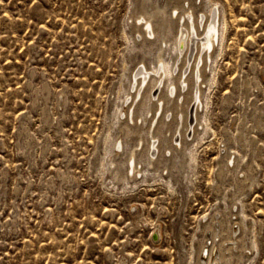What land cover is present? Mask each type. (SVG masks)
Masks as SVG:
<instances>
[{"label":"rangeland","instance_id":"374dc122","mask_svg":"<svg viewBox=\"0 0 264 264\" xmlns=\"http://www.w3.org/2000/svg\"><path fill=\"white\" fill-rule=\"evenodd\" d=\"M144 6L153 37L135 19ZM183 9L202 25L216 13L218 27L190 127L172 101L150 122L155 99L140 111L133 98L160 50L175 68ZM152 78L143 93L163 97L168 83ZM213 214L237 226L242 264H264V0H0V264H197ZM216 251L208 264H220Z\"/></svg>","mask_w":264,"mask_h":264},{"label":"bare ground","instance_id":"6f19581e","mask_svg":"<svg viewBox=\"0 0 264 264\" xmlns=\"http://www.w3.org/2000/svg\"><path fill=\"white\" fill-rule=\"evenodd\" d=\"M159 12H160V10H159ZM157 13H158V10H157ZM154 14H155V12H154ZM154 14H153V16H154ZM151 16H152L151 11L150 12L147 11L145 6H144V8L142 7L139 10L135 19L137 20V24H139V23L143 24L142 25L143 31L146 34H148L149 36L153 37L154 31H153V27H152V24L150 21ZM153 16H152V19H153ZM200 16H201V19L199 21L198 16H194V14L191 10L183 9L181 11L180 18L182 19V21L176 23L175 42H173L174 44L172 43L174 45V49L176 51V53H175L176 58H178L176 60V63L174 64L175 68H169L168 67L169 62H167L163 59V57L161 56V54L163 52L161 53V50H160L158 52V55H157V64L155 66L153 65L154 67H152V69L148 70L143 65L144 70L142 69L143 71L139 70L138 72H136L137 74H140V76H136L134 78L135 87H134V97L133 98L140 100V105H139L140 111L147 108L146 105H147V101L149 100V98L155 99V101L149 107L150 110H153V113L151 114L152 117L149 119L150 122H155L156 120H158V117L160 115H162V113L164 112V101H165V99L170 100L176 106L177 105L179 106L178 110L175 109L178 114L176 115V118L175 117L174 118L177 119V123L181 124V126L182 125H189V127H190L191 123L193 121L197 120V112H198V109L201 105V87L202 86L200 85V82H201L200 79H201L202 74H203V73H201V68L204 69V64H202L203 67H200V65L202 62L203 63L205 62V61H203L204 56H205L206 60H208L207 58H209V60H210L211 51L214 48L215 42L217 41V35H218V27H217V21H216L217 14L213 13V18L206 23L203 22V25H202V21L204 20V14H201ZM198 22H200V25L203 26V30L200 33V34H202V36H199V34H198L199 32L197 31ZM193 45H195L194 50H196V53L193 55V58H192L193 60H190L191 58L189 56L187 58V53L190 52V47L192 48ZM180 61H181V66L184 64H187V66H188L187 68L189 69V73H190L189 76H187L186 73L180 69L181 68V66H179ZM176 69H180L178 76L176 78H174L173 80H169V83H168L167 82L168 79H166V76L168 74H173ZM184 70H185V68H184ZM151 73H153L152 76H151ZM151 77H153L152 78L153 81H151L153 83H152L150 88H152L153 86H156L157 89H160L162 84H166V82L168 83L167 91L165 92L163 97H160V94L151 93V90L147 91V92L145 91V93H143L144 88L150 82ZM188 84L190 85L191 88L188 87ZM186 88L190 89V91H189L190 92V101L192 103L191 104V111H190L191 115L189 118L190 119L189 123L187 122L188 118L184 117L183 111H182V105H183V101H184L183 98L185 95L183 93L181 95L179 92V94L181 95V97H179V94H177L178 89L185 90ZM39 91L43 92L44 94L43 93L42 94L45 95V97H47L49 89H47V87L44 85L41 88V90H39ZM131 96H133V94ZM133 98H131V99L133 100ZM65 100L66 99L62 98V99H60V101L58 103H60V105H64ZM131 108H133V107H131ZM137 108H136V110H137ZM167 111H168V109H167ZM132 112H133V109L130 111L129 116H132ZM192 112H193V117H192ZM139 114H140V112H139ZM126 115H127V112H126ZM148 126H149V124H148ZM149 128H150V126H149ZM180 130L178 131V137L176 138V140H178V141L181 140V139L179 140L178 138L182 137ZM191 130H194L193 127H191ZM136 133H138V132H136ZM136 133H135V135H138ZM155 137H157V136H154L153 133L150 134V138H152V141L149 142V145L151 144L150 146L152 148V152H151L152 154L156 151V148H157L156 147V141L158 139H156ZM138 139L139 140L141 139L140 135L138 136ZM150 146L148 147L149 151H150ZM174 147H175V145H174ZM176 151H177V148H176ZM179 151H181V150H179ZM130 159H131V165H128L127 168L131 169L132 175L135 176V173L136 174L139 173L140 170L136 169L137 166H135L136 160H134V150L130 153ZM233 161L234 160H232V162ZM147 163H148V161H147ZM227 163H228V161H227ZM149 164H150V162H149ZM218 170H220L218 173V175H220L221 169H218ZM228 172H229L228 174L232 177L231 179L235 181V178H233L232 170H228ZM226 173H227V171H226ZM65 177H67V176H65ZM217 177L219 178V176H217ZM247 178H248L247 176H243V178L240 180L238 178V180H239L238 184L240 185V187H243L246 185V183H247L246 181L248 180ZM218 215L213 214L212 217L208 216L209 217V219L207 218L208 222L202 228L200 227L201 228L200 229V237L196 242V263L197 264H208V263H210L212 255L216 254L217 253L216 250H218L219 253H218L217 258H218L220 264H224L222 262L224 251H227L229 258H231V260H232L231 263L242 264V261H244V259L247 258V254L242 252L245 249V247L241 243L242 242V237H241L242 235L240 236L238 234V231L235 229L237 227L236 225H235L236 227L233 228L234 223H231L232 226L229 225L231 220L230 221H228V220L230 218L228 220H226L225 218L220 219V218H218ZM203 216H205V215H203ZM161 236H162V233H161L160 225L158 223L157 224L155 223V225L153 226V233H152L151 237L153 240L159 241ZM208 238H210L211 244H210V241ZM223 242L226 243L225 247H222ZM208 244H210V246ZM203 249H204V258H202L201 254H200ZM236 250L238 252L236 254H233V251H236Z\"/></svg>","mask_w":264,"mask_h":264}]
</instances>
